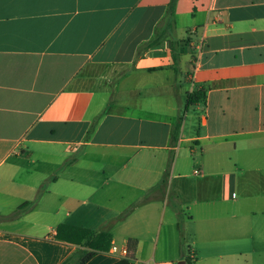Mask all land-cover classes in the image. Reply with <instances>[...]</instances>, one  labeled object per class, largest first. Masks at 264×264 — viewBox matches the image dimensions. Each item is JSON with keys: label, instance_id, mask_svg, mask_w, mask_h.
<instances>
[{"label": "crops", "instance_id": "1", "mask_svg": "<svg viewBox=\"0 0 264 264\" xmlns=\"http://www.w3.org/2000/svg\"><path fill=\"white\" fill-rule=\"evenodd\" d=\"M170 1L0 0V264H264V0Z\"/></svg>", "mask_w": 264, "mask_h": 264}, {"label": "trees", "instance_id": "2", "mask_svg": "<svg viewBox=\"0 0 264 264\" xmlns=\"http://www.w3.org/2000/svg\"><path fill=\"white\" fill-rule=\"evenodd\" d=\"M178 0H171L169 3V7L171 11L175 10L176 4ZM205 98V89L204 87L196 88L193 92H190L187 97V107L197 104L198 102L202 101ZM179 124L176 128V133L178 132ZM112 236L109 233L101 232V233H92L90 230L81 229L80 230V240L75 242L76 244H81L82 242L87 241V245L89 247L88 251H85L83 253V257L80 259L79 264H85L88 260H90L93 256L97 254V252H108L110 249ZM74 242V241H73ZM129 245L134 248V242L130 241ZM129 250V254L126 257H123L115 264H130V260L134 259V257L131 254V251ZM186 264L191 263V259L188 257L185 260ZM63 264H69V259L65 261Z\"/></svg>", "mask_w": 264, "mask_h": 264}, {"label": "rangeland", "instance_id": "3", "mask_svg": "<svg viewBox=\"0 0 264 264\" xmlns=\"http://www.w3.org/2000/svg\"><path fill=\"white\" fill-rule=\"evenodd\" d=\"M203 108H201L200 110H199V115L200 114H203V110H202ZM199 120V119H198ZM189 127V126H188ZM190 129V128H189ZM189 129L187 128V130H188V132H189ZM190 133V132H189ZM237 199L235 200V201H233L232 199H230V200H225V201H223V203L222 204H225V205H227V206H230V207H233V206H238L239 205V203H240V199H241V197H242V194L243 193H245V189L241 186V185H239V188L237 189ZM255 192H257V190L255 191ZM180 262V261H179ZM179 262H178V264H179Z\"/></svg>", "mask_w": 264, "mask_h": 264}, {"label": "built area", "instance_id": "4", "mask_svg": "<svg viewBox=\"0 0 264 264\" xmlns=\"http://www.w3.org/2000/svg\"><path fill=\"white\" fill-rule=\"evenodd\" d=\"M194 173L196 175H199L202 173V171H201V169H195ZM112 252L115 254H118V256H120V257H126L129 254V249L127 246L119 247L118 245L113 244L112 245ZM133 264H135V262ZM190 264H192V261Z\"/></svg>", "mask_w": 264, "mask_h": 264}, {"label": "water", "instance_id": "5", "mask_svg": "<svg viewBox=\"0 0 264 264\" xmlns=\"http://www.w3.org/2000/svg\"><path fill=\"white\" fill-rule=\"evenodd\" d=\"M179 264H185V261H184V260H181V261L179 262Z\"/></svg>", "mask_w": 264, "mask_h": 264}]
</instances>
